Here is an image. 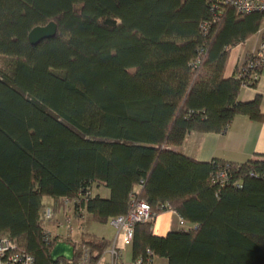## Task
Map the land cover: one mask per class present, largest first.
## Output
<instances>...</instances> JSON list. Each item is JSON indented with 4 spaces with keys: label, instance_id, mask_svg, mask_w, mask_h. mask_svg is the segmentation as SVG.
<instances>
[{
    "label": "trees",
    "instance_id": "16d2710c",
    "mask_svg": "<svg viewBox=\"0 0 264 264\" xmlns=\"http://www.w3.org/2000/svg\"><path fill=\"white\" fill-rule=\"evenodd\" d=\"M51 21L55 36L31 45L28 33ZM263 23L224 0H0V238L55 264L61 239L43 228L44 199L58 212L77 198L75 212L107 223L133 194L152 210L134 227L133 260L264 264V156L199 162L176 150L237 115L262 120L258 99L238 100L257 79L225 67ZM168 208L186 226L156 235ZM87 236L63 240L96 262L110 242Z\"/></svg>",
    "mask_w": 264,
    "mask_h": 264
},
{
    "label": "crops",
    "instance_id": "0c3cea01",
    "mask_svg": "<svg viewBox=\"0 0 264 264\" xmlns=\"http://www.w3.org/2000/svg\"><path fill=\"white\" fill-rule=\"evenodd\" d=\"M261 36L258 33H254L249 36L244 42L236 44L229 49L227 64L225 67V76L231 77L239 67L245 62L247 54H251L259 45ZM256 85L254 87H242L239 91L238 100L243 103H250L254 100H259V110L262 115V120H252L246 115H237L227 126L224 132H211L200 134L196 132H191L187 135L184 142L176 148V150L182 155L191 157L199 162H209L212 159H219L234 163H243L249 158L255 155L264 156V67L260 71V74L256 80ZM98 193L103 197L109 195V191L106 188H95L93 193ZM171 214V221L168 226L163 229L162 234H158L154 230L156 235L164 236L167 232L171 230H178L181 228L178 224V218L169 211H165ZM159 216V215H158ZM157 216V217H158ZM156 217V218H157ZM82 218H74L73 227L79 226ZM109 224V223H108ZM111 229L103 230L102 234H97L93 232L82 231L79 234H74L72 228L65 232L70 240L79 244L81 237L86 235H95L99 239H103L110 242V245L102 252L98 259L99 264H109L110 256L107 249L113 244L116 231L109 224ZM63 235L58 236L61 240ZM53 236V235H52ZM60 241V240H59ZM129 247L131 263L125 262L123 252ZM125 253V252H124ZM122 260L126 264H132V254H131V240L125 242L124 249L121 251ZM167 261L163 258H155V264H165Z\"/></svg>",
    "mask_w": 264,
    "mask_h": 264
},
{
    "label": "built area",
    "instance_id": "2783aa9c",
    "mask_svg": "<svg viewBox=\"0 0 264 264\" xmlns=\"http://www.w3.org/2000/svg\"><path fill=\"white\" fill-rule=\"evenodd\" d=\"M224 2L232 5V7L238 13H246L252 11L264 13V0H224ZM258 33L261 36L258 47L251 53V58L246 62L245 66L243 63L239 67V70H241L243 74L248 73V76L250 77L251 81L256 80L258 78L260 71L264 67V23L259 28ZM226 178L227 174L225 171L222 170L217 172L216 176L214 177V180L224 181ZM87 195H89V192L85 193L82 197L86 198ZM75 201H78L77 198L72 199L65 197L63 199V204L59 210L62 214L63 221L61 223H56V226L65 227L66 233L70 229V224L73 217L78 218L77 215H83L85 213L84 207H77L75 212ZM165 211L171 212L178 218L179 226H186L185 221L178 215V213L174 209L168 208V210ZM54 214L55 212L52 207L45 206L42 211L43 225L46 221L52 220L54 218ZM151 214L152 210L150 205L144 200H137L135 198V195L132 194L129 201L128 213L126 215H119L109 219L108 223L116 231L113 244L107 249V252L110 256L109 264H126L122 260L121 256V251L124 249L125 242L128 240H132L135 225L137 223L149 220ZM66 237L67 234H65V236H62L61 238ZM77 246V250L74 246L73 260H59L55 264H99L98 261H94L92 254L87 246ZM76 252L77 255L75 258ZM0 264H34V258L30 253L19 248L15 240L9 239L7 237H1ZM132 264H155V257H150L148 259H144L143 257H137L132 261Z\"/></svg>",
    "mask_w": 264,
    "mask_h": 264
},
{
    "label": "rangeland",
    "instance_id": "374dc122",
    "mask_svg": "<svg viewBox=\"0 0 264 264\" xmlns=\"http://www.w3.org/2000/svg\"><path fill=\"white\" fill-rule=\"evenodd\" d=\"M44 202L47 206L52 207V203H51L50 199L46 198V199H44ZM74 218H76V217H74ZM81 218H82V221H81L80 225L76 226V227H73L74 222H73V219L71 220L70 228L73 227L72 231L74 234H79L82 231L102 234L103 230L111 229L108 222L107 223L96 222L90 214L84 213ZM171 219H172L171 214H169L168 212L161 213L156 218V223L154 225L155 232L158 234H162L163 229L166 226H168V224H170ZM62 221H63V219H62V214L60 213V211L55 212L54 218L50 221H46L43 225V228L45 229L46 232L50 233L51 235H63L66 232L65 227H61V226L57 227L56 226L57 225L56 223H61ZM124 252H123V254H124L123 259L125 260V262L131 263V258L129 255V253H130L129 247Z\"/></svg>",
    "mask_w": 264,
    "mask_h": 264
},
{
    "label": "water",
    "instance_id": "95a60500",
    "mask_svg": "<svg viewBox=\"0 0 264 264\" xmlns=\"http://www.w3.org/2000/svg\"><path fill=\"white\" fill-rule=\"evenodd\" d=\"M57 25L51 21L44 26H36L28 33V41L31 45H36L45 39L53 38L56 34ZM50 258L55 263L59 259L67 261L74 258V246L70 242L60 240L55 243L50 251Z\"/></svg>",
    "mask_w": 264,
    "mask_h": 264
}]
</instances>
